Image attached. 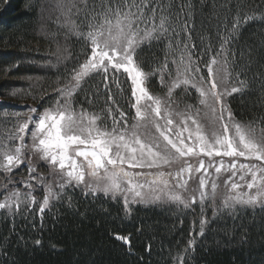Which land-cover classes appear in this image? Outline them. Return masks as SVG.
Instances as JSON below:
<instances>
[{"label":"snow or ice","instance_id":"1","mask_svg":"<svg viewBox=\"0 0 264 264\" xmlns=\"http://www.w3.org/2000/svg\"><path fill=\"white\" fill-rule=\"evenodd\" d=\"M56 7L55 22L65 29V44L57 41L55 62H44L57 71L54 103L42 104L43 111L29 108L27 120L0 128V213L14 222L38 206L43 218L68 189H79L85 197L103 193L117 203L122 200L126 214L132 204L199 208L202 236L208 207L213 218L233 214L237 206L264 208V117L239 122L228 99L249 87L239 73L235 81L232 77L239 12L231 28L217 31L216 48L211 38L207 45L204 37L196 44L191 12H185L190 4L173 11L172 0H56ZM253 18L245 15L243 21ZM71 36L82 43L85 59L62 75L58 65L72 57ZM145 44H164L163 60L147 71L137 58ZM121 72L123 81L116 75ZM101 73L103 92L97 86L78 103L83 85ZM153 77L162 94L151 90ZM129 82L131 111H125L112 85L123 96ZM101 96L105 104L92 110ZM116 239L130 243L128 237ZM194 244L193 236L174 264H184Z\"/></svg>","mask_w":264,"mask_h":264},{"label":"trees","instance_id":"2","mask_svg":"<svg viewBox=\"0 0 264 264\" xmlns=\"http://www.w3.org/2000/svg\"><path fill=\"white\" fill-rule=\"evenodd\" d=\"M172 2L173 11H179L181 3L191 5L185 12H191L192 35L198 46L204 37L205 45L211 38L218 48L217 31L231 28L239 12L241 24L232 44L236 53L232 77L235 81L239 73L249 87L228 99L237 121L247 123L264 117V0ZM245 15L254 18L244 22ZM57 16L56 0H0V128L10 127L17 119L27 120L29 108L43 111V107L54 103L52 89L57 71L44 62H55L57 41L65 44V29L55 22ZM67 43L72 57L58 65L62 75L66 74L65 68L70 71L85 59L82 43L75 36ZM163 48L164 44L142 46L137 58L146 71L163 60ZM203 74L207 76V68ZM102 75L87 80L76 97L78 103H83L85 95L97 86L103 92ZM116 75L123 81L122 72ZM150 87L156 93L164 91L156 77ZM112 91L124 110L131 111L130 82L125 86L126 95H120L114 85ZM189 102L196 103L192 98ZM104 104L105 96H101L92 110L99 111ZM84 107L90 106L85 103ZM41 171L46 175V168ZM22 174L26 175V170ZM14 179L19 181L21 174ZM131 207L132 212L126 214L122 201L117 203L103 194L85 197L82 190L68 189L63 200L54 201L45 210L43 218L38 206L18 215L14 222L6 213H0V264H174V257L183 252L193 236L194 250H189L184 264H264V208L259 205L237 206L235 213L215 218L208 207L209 222L202 236L199 208L192 212L174 204ZM117 235L128 237L130 243L117 240ZM6 237L10 242L5 241Z\"/></svg>","mask_w":264,"mask_h":264},{"label":"rangeland","instance_id":"3","mask_svg":"<svg viewBox=\"0 0 264 264\" xmlns=\"http://www.w3.org/2000/svg\"><path fill=\"white\" fill-rule=\"evenodd\" d=\"M32 115V114H31ZM32 127H33V125H32ZM30 142V141H29ZM46 174H47V171H46ZM42 194H41V197L39 198L38 196H37V199L38 200H40V199H42V197H43V192H42V190L40 191ZM99 194H103V193H99ZM122 201V200H121ZM123 203V202H122ZM151 204H160V205H167V204H170V203H151ZM133 205H145V204H132L131 206H133ZM147 205H150V204H147Z\"/></svg>","mask_w":264,"mask_h":264}]
</instances>
